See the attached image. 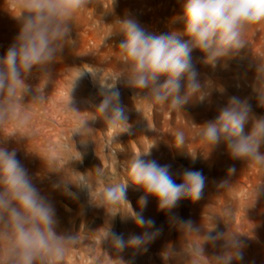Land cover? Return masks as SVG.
I'll use <instances>...</instances> for the list:
<instances>
[{
    "label": "clouds",
    "instance_id": "obj_1",
    "mask_svg": "<svg viewBox=\"0 0 264 264\" xmlns=\"http://www.w3.org/2000/svg\"><path fill=\"white\" fill-rule=\"evenodd\" d=\"M12 3L16 10L10 12L19 25V31L0 58V129L13 128L5 141L16 140L17 131L28 125L29 114L18 110V104L33 91L35 94L31 100L42 99L39 93L46 68L57 60L69 37V24L89 0H12ZM173 22L180 23L182 28L166 34L148 31L132 16L115 23V31L122 36L116 47L123 69L121 74L114 83L104 85L87 69L80 70L74 78L75 81L91 74L93 81L99 84L100 103L86 120L99 118L107 127L128 131L125 109L116 86L118 81L132 89L133 96L146 95L172 109L181 110L192 100L203 103L210 92L208 83L202 84L199 79L193 64V51H199L201 62L213 68L233 58L245 47L243 37L246 31L264 23V0H182V12L173 18ZM34 71L41 75L33 90L26 80ZM253 92L257 106L264 108V61L256 60ZM86 120L73 129L72 135H90ZM199 127V137L207 145V152L223 145L230 159L264 168V152L261 151L264 147V116H257L247 99L230 97L214 120L205 121ZM184 140L183 132L177 133L173 146L181 147ZM151 148L133 155L126 179L109 184L96 199L92 196L88 173H79L75 180L61 177L60 182L53 185L59 188L62 184L66 187L67 183H74L87 191L90 205L103 208L111 217L125 214L143 229L140 235L133 234L125 241L108 225L103 243L117 251L125 247L147 251V245L157 235L150 231L154 221L142 215L149 197L156 200L158 211L168 213L181 200L195 202L203 195L205 177L200 171L184 170L178 177L180 183H177L169 165L142 158L151 155ZM38 156L49 171H62L54 165L49 167L48 161ZM80 158L79 153V158L73 160ZM235 172V167L228 169L230 176ZM95 173L102 175L100 168ZM227 183L222 181L219 187ZM129 185L144 193L138 200L140 212L135 211L126 199ZM55 224L52 206L17 159L16 149L8 150L0 145V264H63L78 236L57 234ZM180 230L184 234L180 251L167 249L161 253L166 264L173 256L179 264H203L205 260L207 264H234L243 258V243L239 239L241 232L194 227L191 221L182 222ZM188 234H196L201 239L190 242L186 239ZM218 241L223 242L221 251L209 259L203 246L211 244L215 247Z\"/></svg>",
    "mask_w": 264,
    "mask_h": 264
},
{
    "label": "rangeland",
    "instance_id": "obj_2",
    "mask_svg": "<svg viewBox=\"0 0 264 264\" xmlns=\"http://www.w3.org/2000/svg\"><path fill=\"white\" fill-rule=\"evenodd\" d=\"M12 10H16V5L12 3V0H0V58L5 55L19 31V25L10 12ZM181 12L182 0H114V2L113 0H89L87 6L79 11L69 24V37L62 49L72 41V32H79L82 39L86 31L89 32L99 27L98 20L103 16L108 21V27L112 31L107 46L110 49L115 48L114 51H111L110 57L112 59L118 58L116 47L120 43L122 36L115 31L114 25L117 21L124 19L126 16H132L148 31L156 34H166L173 29L182 28L180 23L173 22V18L179 16ZM243 39L245 40V47L233 58L226 62L218 63L215 68L201 62L202 54L199 51H193L192 53L193 64L199 73V79L202 84L208 83L210 96L203 103L192 100L186 103L181 110L173 109L174 118L171 120L170 146H168L172 150L175 137L179 132L184 134V144L179 147L180 150L173 146L176 148L175 158L172 159L171 151L169 155L168 153L165 156L161 154L162 157H159L156 162L160 165H169L170 172L177 183H180L178 177L184 170L200 171L205 177V188L200 200L193 202L189 199H183L176 208L168 213L158 211L156 200L152 197L148 198V204L143 209L142 215L145 219L154 221V227L150 231L156 232L157 235L147 245V251H141V254L142 252H152L161 256V253L167 249L179 252L184 238V234L180 230V224L191 221L194 227L202 226L205 229L215 227V231L220 232H241L239 239L243 243L241 249L243 258L235 261L234 264H264V168L246 164L240 160L230 159L225 153L223 145L207 152V145L203 143L202 150L194 156L197 139L193 129L197 121L203 120L204 123L205 121L214 120L219 110L226 105L230 97L235 96L242 100L247 99L254 113L257 116H264V108L257 106L254 92L247 91L243 86L253 83L256 60L264 61V55L257 52L260 49L259 44H264V23L250 27L244 34ZM60 53L61 51L58 53L57 60L47 66V73L41 79L39 95L42 99L31 100L32 95L35 94L33 91L25 97V101L18 104V110L26 111L30 114L35 112L38 107L46 105V102L49 101V90L55 86V82L61 72L62 57ZM90 67L87 63L80 70L87 69L90 71ZM80 70L75 73V76ZM93 74L100 83L103 77L102 74ZM40 75L39 72L34 71L26 80V83L32 86L33 90L39 82ZM81 78L88 81L89 85L87 88L91 94L95 90L98 93L99 85L93 84L91 74H86ZM130 91L132 92V89ZM131 95L133 96V93ZM140 101L141 97H139ZM154 103L157 105L155 120L158 125L162 126L166 116L164 108L170 106ZM90 105L92 106L91 103ZM125 114L135 115L137 112L136 110L126 109ZM29 117L31 118V116ZM129 121L134 122L133 120ZM12 130V126L0 129V145L6 146L8 150L16 149L17 159L28 170L34 182L37 179V175L41 172L43 164L42 159L38 156V141L26 127L17 131L16 140L8 139L5 141L4 139ZM108 131L109 129H106V132ZM133 131L134 129L129 126L128 131L124 132L123 140L127 143L130 154L129 157L124 158V161H129L133 155L137 154L140 147V142ZM102 146L106 151L101 152L99 156H96L93 151L88 160L79 159L80 166H78V169L81 171L86 166L87 171L83 173H88V176L89 174L95 176L93 181L88 180L94 199L103 189L101 180L109 179L113 176L111 168H109V171L104 172L105 168L110 164L107 154H114L109 148V139ZM167 150V143L161 142L160 151L165 153ZM261 151L264 152V147L261 148ZM102 156L106 157L107 160L105 161ZM166 160L168 161L167 163ZM230 167H235L236 169L235 174L231 176L228 174ZM99 168L104 173L97 176L95 170ZM71 174L75 179L80 175H76L73 172ZM225 180L228 183L219 187L220 183ZM134 188L138 190V188ZM76 194L82 195L85 203L90 206L86 190L67 187V196L71 197V195ZM136 194L127 196L126 199L135 211L140 212L138 200L144 193L140 191ZM52 208L56 224H61L64 221V216H67L75 209L65 197H60L54 202ZM83 227L82 219L74 225L77 233H80ZM91 227H93V224L88 222L86 228ZM118 227L119 232L124 235L125 241L128 240L129 236L133 234L140 235L143 231L127 215L124 217L122 215L119 216ZM85 235L90 236L87 233ZM186 239L190 242H199L201 238L196 234H188ZM222 243V241H218L215 247L211 244H205L203 246L205 255L209 259L218 255L221 251ZM85 245L76 244L75 248H73L77 255L76 264H84L89 259L85 255L86 251L81 249ZM135 252L132 249L130 251L132 255L128 259L135 257ZM68 260L69 258L65 257L63 264H68ZM171 261L172 264H179L175 256L171 257ZM203 264H207V261H203Z\"/></svg>",
    "mask_w": 264,
    "mask_h": 264
},
{
    "label": "bare ground",
    "instance_id": "obj_3",
    "mask_svg": "<svg viewBox=\"0 0 264 264\" xmlns=\"http://www.w3.org/2000/svg\"><path fill=\"white\" fill-rule=\"evenodd\" d=\"M98 21L99 27L89 32L86 31L82 39L79 32L71 33L72 41L60 53L62 57L61 72L55 86L49 90V101L46 102V105L38 107L35 112L29 114L31 118L26 128L38 141V154L48 161L49 167L54 165L62 170L60 173L49 171L42 161L41 172L33 183L51 206L60 197H65L75 208L70 214L64 216V221L61 224H55L57 234L78 236V240L70 246L65 256L69 258L68 264L77 263V255L73 250L76 244H86L81 248L86 251L85 255L89 258L84 264H121V261H123V264H166L160 255L152 252H142L141 254V251H136V256L128 259L132 255L130 253L131 248L125 247L122 251H117L110 245L104 244L103 238L108 225L112 232L124 238V235L119 232L118 218L120 215L124 217L125 214H117L115 217H111L106 214L103 208L88 206L84 201V197L80 194L67 196L68 186L82 189L74 183L69 182L66 187L63 184L59 188L53 187L64 176L75 180L71 172L76 175L86 172L87 167L85 166L80 171L78 169V166H80L79 160H73V158L78 159L80 153L83 156L81 157L82 160H88L93 151L96 156H99L101 152L106 151L102 144L107 139H109V148L114 154H107L110 164L104 172L109 171V168H111L113 176L101 180L103 189L96 198L104 192L106 186L126 179L128 174L130 160L124 161V158L129 157L130 154L127 143L123 140L124 132H120V129L105 126L103 120L99 118L94 121L91 119L86 120L90 118V113L95 111V106L100 103L101 97L96 93V90L93 94L88 91L87 86L89 83L86 79L80 77L74 81L75 73L86 66L87 63L91 66L89 70L92 73L102 74L103 77L100 81L102 85L114 83L116 77L123 71L118 58L112 59L110 57L111 51H114L115 48L110 49L107 46L112 32L108 27L109 23L103 16ZM259 46L260 49L257 52L264 55V44L260 43ZM93 84L97 85L98 83L93 81ZM116 86L120 91L121 103L124 109L136 110L137 112L135 115L126 114L127 124L134 129L133 133L136 134L140 142L137 154L152 147L151 155L149 157L142 156V158L157 161L159 157H162L161 154L165 156L168 153L169 155L171 151L172 159L175 158L176 148L173 145L172 150L169 148L171 120L174 118V110H171L170 107L164 108L165 121L160 126L155 120L157 105L153 100L142 94L132 96L133 90L131 92L130 88L126 87L122 81H118ZM243 86L247 91H253V83ZM139 97H141L140 102ZM84 120H86L85 126L90 128V135L82 137L79 134L72 135L73 129L78 128ZM202 123L203 120H198L193 129L197 139L194 156L202 150L204 143L199 137V125ZM106 129H109V131L106 132ZM161 142L167 143L168 150L165 153L160 151ZM177 150H180V148H177ZM102 157L105 161L107 160L106 157ZM94 179L95 176L89 174L88 180L93 181ZM140 191V189L135 190L134 187L129 185L126 197L137 195L136 193ZM80 219H82L84 227L80 233H77L74 225ZM88 222H91L93 227L86 228ZM85 233L90 236L85 235ZM167 264H172L171 257L168 259Z\"/></svg>",
    "mask_w": 264,
    "mask_h": 264
}]
</instances>
